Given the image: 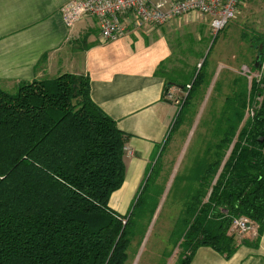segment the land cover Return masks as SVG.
<instances>
[{"label": "trees", "instance_id": "obj_1", "mask_svg": "<svg viewBox=\"0 0 264 264\" xmlns=\"http://www.w3.org/2000/svg\"><path fill=\"white\" fill-rule=\"evenodd\" d=\"M217 34L199 68L160 67L165 90L177 86L184 95L133 208L123 215L108 201L124 181L125 134L90 98L88 77L63 73L49 82L21 81L12 91L0 87V264L125 262L146 204L144 188L161 170L163 147L210 83L207 57ZM249 41L262 66L264 34ZM231 86L203 154L178 177L182 209L172 231L182 248L177 264H188L199 246L229 258L237 246L238 235L230 230L235 217L257 226L255 235L242 234L245 244L255 247L264 229V70L249 89L244 75Z\"/></svg>", "mask_w": 264, "mask_h": 264}, {"label": "crops", "instance_id": "obj_2", "mask_svg": "<svg viewBox=\"0 0 264 264\" xmlns=\"http://www.w3.org/2000/svg\"><path fill=\"white\" fill-rule=\"evenodd\" d=\"M66 1L0 0V87L12 91L21 81L49 82L63 73L88 77L90 98L125 134L124 181L108 201L121 213L158 158L178 110L160 67H189L202 46L195 47L193 33L185 30L191 26L201 38L210 19L190 12L162 25L139 26L128 12L121 16L125 33L102 41L93 16L65 27L59 9ZM242 237L229 258L199 246L188 264H264V229L255 247Z\"/></svg>", "mask_w": 264, "mask_h": 264}, {"label": "rangeland", "instance_id": "obj_3", "mask_svg": "<svg viewBox=\"0 0 264 264\" xmlns=\"http://www.w3.org/2000/svg\"><path fill=\"white\" fill-rule=\"evenodd\" d=\"M205 26L206 28L200 29L199 32L201 38H197V31L191 26L185 30L193 33L192 44L195 47L198 44L202 46V57L192 54L187 61L191 65L185 67L186 72L196 65L199 68L212 43L213 35L207 23ZM255 33L264 34V0H240L237 13L218 32L207 57V69L212 73L209 85L192 99L188 118L171 133L163 147L158 162L161 165L158 176H151L144 188L146 204L141 207L142 218L138 219L134 227L126 249L127 259L123 264H177L182 248L179 246L180 240L176 242L175 236H172V231L182 209L181 199L177 200L181 194L178 177L187 172L191 161L197 155L203 154L201 152L211 138L212 120L219 114L224 97L231 92L233 78L244 75L249 89L251 78L258 77L260 71L264 70V63L255 69L252 68L256 51L249 40ZM178 74H171V78L179 76L184 79V76ZM212 79L214 83L211 87ZM168 90L171 91L169 97L176 101L179 108L184 91L177 86H171ZM250 109H246V117L251 112ZM152 165L136 190V196L143 187ZM134 196L125 211L119 214L131 211L135 202Z\"/></svg>", "mask_w": 264, "mask_h": 264}, {"label": "built area", "instance_id": "obj_4", "mask_svg": "<svg viewBox=\"0 0 264 264\" xmlns=\"http://www.w3.org/2000/svg\"><path fill=\"white\" fill-rule=\"evenodd\" d=\"M240 0H68L60 6V15L66 28L85 16L98 21L100 38L109 41L122 36L126 27L121 16L130 13L137 25H162L186 13L195 12L209 17L212 35L219 32L237 13ZM166 93L170 96L171 91ZM256 224L245 216L233 218L230 230L237 235L245 231L256 234Z\"/></svg>", "mask_w": 264, "mask_h": 264}, {"label": "water", "instance_id": "obj_5", "mask_svg": "<svg viewBox=\"0 0 264 264\" xmlns=\"http://www.w3.org/2000/svg\"><path fill=\"white\" fill-rule=\"evenodd\" d=\"M260 56H261V54L259 53V54H257L256 57H255V61H254V66H255V67H257V65H258V61H259V59H260ZM199 66H200V64H199ZM211 83H212V84H211V87H212V85H213V83H214V79H212V82H211ZM232 145H233V143H232V144L230 145V147L228 148L227 153H226V155H225V157H224V159H223V161H222V163H221V166H220V168H219V170H218V172H217V174H216V176H215L213 182H215V180L217 179V177H218V175H219V172L221 171V169H222V167H223V164H224V162H225L227 156L229 155V152H230V150H231ZM124 222H125V221H124Z\"/></svg>", "mask_w": 264, "mask_h": 264}]
</instances>
